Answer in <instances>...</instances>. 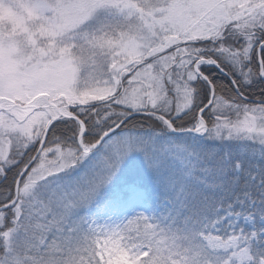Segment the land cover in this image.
Returning <instances> with one entry per match:
<instances>
[{
  "label": "snow or ice",
  "instance_id": "snow-or-ice-1",
  "mask_svg": "<svg viewBox=\"0 0 264 264\" xmlns=\"http://www.w3.org/2000/svg\"><path fill=\"white\" fill-rule=\"evenodd\" d=\"M0 264H264V0H0Z\"/></svg>",
  "mask_w": 264,
  "mask_h": 264
}]
</instances>
